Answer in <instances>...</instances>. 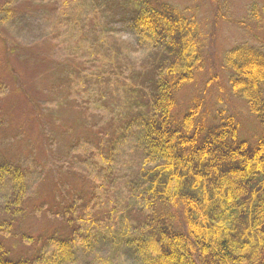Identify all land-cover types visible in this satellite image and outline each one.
I'll list each match as a JSON object with an SVG mask.
<instances>
[{
  "label": "rangeland",
  "instance_id": "1",
  "mask_svg": "<svg viewBox=\"0 0 264 264\" xmlns=\"http://www.w3.org/2000/svg\"><path fill=\"white\" fill-rule=\"evenodd\" d=\"M73 1L0 0V162L19 172L11 181L0 167V247L14 260L38 254L47 239L69 234L66 216L77 214L72 202L83 197L94 207L85 214L98 220L103 238L92 241L85 255L76 254L71 264H88L91 259L94 264H147L142 239L148 230L135 195L143 186L140 168L154 161L143 160L133 138L135 126L113 133L128 122L121 118L125 85L114 79L104 85H76L74 79L68 82V97L70 90L60 95L66 89L57 84L54 69L69 60L80 66L86 79L102 70H119L120 78L128 77L125 84L134 87L141 83L136 73L146 72L153 63L154 48L133 26L134 13L110 14L101 21V37L123 54L118 61L112 57L113 64L101 52L97 56L96 33L90 31H98L91 23L100 22V13L92 15L88 6L83 13V5ZM150 1L171 3L197 25L199 68L179 91L176 111L197 102L199 117L208 125L216 113L225 111L236 117L239 138H258L260 129L245 103L232 93L230 72L222 61L228 49L241 43L264 53V19L255 20L249 11L251 4L260 8L264 0ZM72 10L73 17L80 12L84 33L66 22ZM12 45L19 47L18 53L10 52Z\"/></svg>",
  "mask_w": 264,
  "mask_h": 264
},
{
  "label": "trees",
  "instance_id": "2",
  "mask_svg": "<svg viewBox=\"0 0 264 264\" xmlns=\"http://www.w3.org/2000/svg\"><path fill=\"white\" fill-rule=\"evenodd\" d=\"M73 4H82L83 13L86 6L91 14L100 13V22L91 23L98 31L90 32L96 33L97 56L101 52L111 64L112 57L118 61L123 53L112 50L109 41L101 37V21L110 14L134 13L133 26L154 48L150 55L153 63L146 72L136 73L141 83L134 87L125 84L128 77L120 78L119 70H102L86 79L80 66L69 60L54 69L59 77L57 84L66 89L60 95L70 90L68 97L72 91L68 82L74 79L76 85H104L111 79L125 85L121 118L128 122L118 125L113 133L135 126L138 132L133 138L144 154L143 160L154 161L140 168L138 176L143 186L135 195L137 211L145 213L143 225L148 230L142 239L147 264H264V53L241 43L228 49L222 61L230 72L232 93L245 103L260 129V136L250 142L239 138V123L233 114L220 111L208 125L199 117L197 102L185 111L175 109L179 91L194 79L199 68L194 20L168 2L75 0ZM73 4L68 3L71 8ZM249 11L255 20L264 19V5L258 8L256 3L251 4ZM73 15L72 10L66 22L84 33L80 12ZM8 48L18 53L19 47ZM77 103L85 110L82 100ZM9 165L0 162L2 176L11 181L18 179L17 168ZM82 199L72 202V209L78 206L77 214L66 216V237L47 239L31 258L11 259L0 247V264H71L76 254L85 255L90 243L99 241L103 234L98 220L85 214L87 208L94 207ZM147 218L150 223H145ZM94 263V259L88 262Z\"/></svg>",
  "mask_w": 264,
  "mask_h": 264
}]
</instances>
